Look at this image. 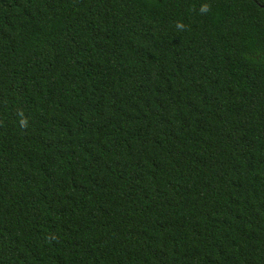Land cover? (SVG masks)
<instances>
[{
  "label": "trees",
  "instance_id": "1",
  "mask_svg": "<svg viewBox=\"0 0 264 264\" xmlns=\"http://www.w3.org/2000/svg\"><path fill=\"white\" fill-rule=\"evenodd\" d=\"M0 264H264V0H0Z\"/></svg>",
  "mask_w": 264,
  "mask_h": 264
}]
</instances>
